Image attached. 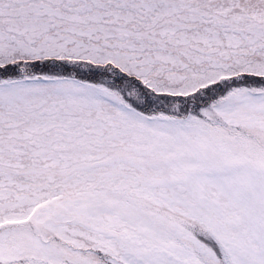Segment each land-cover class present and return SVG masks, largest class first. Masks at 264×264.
<instances>
[{"label":"snow or ice","instance_id":"obj_1","mask_svg":"<svg viewBox=\"0 0 264 264\" xmlns=\"http://www.w3.org/2000/svg\"><path fill=\"white\" fill-rule=\"evenodd\" d=\"M0 264H264V0H0Z\"/></svg>","mask_w":264,"mask_h":264}]
</instances>
